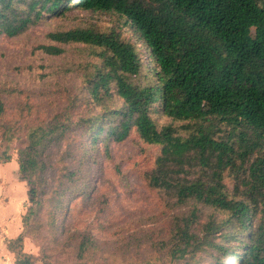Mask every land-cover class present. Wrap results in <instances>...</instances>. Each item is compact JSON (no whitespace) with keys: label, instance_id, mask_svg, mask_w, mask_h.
Segmentation results:
<instances>
[{"label":"trees","instance_id":"trees-1","mask_svg":"<svg viewBox=\"0 0 264 264\" xmlns=\"http://www.w3.org/2000/svg\"><path fill=\"white\" fill-rule=\"evenodd\" d=\"M70 9L114 13L137 42L114 29L74 27L46 35L57 45L38 46L58 56L61 46L84 45L94 61L86 65L82 99L76 93L57 98L51 116L27 128L17 161L18 178L29 188L27 218L40 206L32 179L44 171L47 150L68 132L81 130L94 148L121 143L134 131L159 148L149 186L179 205L193 203L173 217L160 249L193 264L203 254L214 264H264V0H0V35L15 37ZM114 95L120 108L109 106ZM81 101L98 112L74 120ZM160 118L184 124H159ZM200 206L220 218L200 222ZM77 238L78 259L96 249L90 234ZM21 242V236L10 241L8 249L16 264H32Z\"/></svg>","mask_w":264,"mask_h":264},{"label":"rangeland","instance_id":"rangeland-1","mask_svg":"<svg viewBox=\"0 0 264 264\" xmlns=\"http://www.w3.org/2000/svg\"><path fill=\"white\" fill-rule=\"evenodd\" d=\"M74 27L114 29L122 38L137 42L122 17L75 9L58 18L43 19L15 37L0 35V172L6 176H0V209L16 205L11 215H0V233L5 234L6 224L19 221L21 251L32 257V264H193L190 258L171 260L160 249L161 242L169 238L173 217L187 214L193 203L179 205L166 192L149 186L146 176L159 148L143 143L134 131L121 143L101 142L94 148L81 130L68 132L47 150L44 171L32 179L40 206L27 218L29 188L15 170L27 128L47 120L58 108L57 98L67 101L76 93L82 99L86 65L92 59L80 44L61 46L64 51L58 56L37 48L57 45L46 38L48 33ZM143 60L149 62L146 50ZM109 106L120 108L122 101L114 95ZM97 112L95 104L81 101L72 118ZM158 123L184 124L166 118ZM82 141L84 158L80 155ZM199 209L200 222L217 214L209 208ZM83 233L90 234L97 247L78 259L77 236ZM224 262L231 264L229 259ZM197 264L214 261L203 254Z\"/></svg>","mask_w":264,"mask_h":264},{"label":"crops","instance_id":"crops-1","mask_svg":"<svg viewBox=\"0 0 264 264\" xmlns=\"http://www.w3.org/2000/svg\"><path fill=\"white\" fill-rule=\"evenodd\" d=\"M8 165H6V166H8ZM5 169H7V168H5ZM15 170H18V168L16 166H15ZM8 173L10 176V172H8ZM0 176L6 177L3 174V172H0ZM14 204L11 207H9V206H7L5 208L2 207L0 209V215H2V214L8 215V216L11 215L12 211H14L16 209V205H14ZM3 225H5V224H3ZM0 227H2V224H0ZM5 227H6V229H3L5 234L3 235L0 233V264H16L15 254L12 253L8 249V243L10 241L15 240L20 235V224H19V221H17V222H14L12 224H6Z\"/></svg>","mask_w":264,"mask_h":264}]
</instances>
